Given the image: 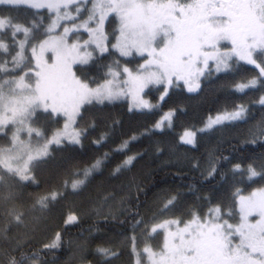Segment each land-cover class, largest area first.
Listing matches in <instances>:
<instances>
[{
	"label": "snow or ice",
	"instance_id": "snow-or-ice-1",
	"mask_svg": "<svg viewBox=\"0 0 264 264\" xmlns=\"http://www.w3.org/2000/svg\"><path fill=\"white\" fill-rule=\"evenodd\" d=\"M0 10V264H43L15 230L46 216L67 191L25 198L23 190L39 186L36 169L55 151L52 145L81 143L78 120L89 106L130 98V111L151 112L155 105L145 98L150 86H160L162 101L170 88L186 86L194 92L201 77L235 71L241 62L259 69V76L237 83L235 90L259 87L264 93V0H0ZM22 10H31L27 23L11 14ZM82 33L88 38L82 39ZM102 57L112 63L104 65L99 78L83 75L85 67L74 70L95 66ZM133 62L136 67L130 68ZM253 102L264 105V94ZM248 112L243 104L218 112L201 129L185 130L180 141L195 146L198 131L220 130L244 120ZM171 115L164 118L169 126ZM60 117L63 129L49 138L40 121L56 118L59 124ZM163 127L164 120L154 125ZM137 138L115 149L126 155L115 173L137 158L127 155ZM108 160L105 153L77 172L72 192L82 190ZM216 173L213 165L207 176ZM233 174L264 182V161L259 167L235 164ZM175 201V196L168 199L151 219L133 212L135 264H264V186L248 195L237 188L230 204L209 202L207 211L193 209L187 216H175ZM77 220L71 215L65 223ZM138 231L159 242L138 248ZM60 241L57 233L43 248L58 249ZM95 253L103 264L119 256L103 246Z\"/></svg>",
	"mask_w": 264,
	"mask_h": 264
},
{
	"label": "trees",
	"instance_id": "trees-1",
	"mask_svg": "<svg viewBox=\"0 0 264 264\" xmlns=\"http://www.w3.org/2000/svg\"><path fill=\"white\" fill-rule=\"evenodd\" d=\"M11 14L25 23L32 19L31 10ZM111 63L112 58L102 57L95 66L76 67L88 69L83 75L99 78L106 71L104 65ZM128 66L136 67L134 62ZM253 76H259V69L240 63L235 71L205 76L194 92L184 86L170 88L162 101L160 86L151 87L145 93V98L155 105L151 112L130 111L128 100L89 106L83 120H78L81 143L53 145L55 151L36 169L39 186L23 190L25 198L28 193L67 191L46 216L30 219L27 228L15 230L27 251L39 253L43 264H103V258L95 253L97 246H103L119 252L111 264H135L131 251L133 212L151 219L175 196V216H187L193 209L207 211L209 202L230 204L237 188L248 195L264 186V182H250L233 174L235 164L246 168L254 163L259 167L264 161V135H260L264 131V105L253 102L264 93L259 87L243 93L235 90L237 83ZM240 104L249 108L244 120L226 124L220 130L198 132L195 146L181 143L185 130H199L208 117ZM170 112L174 113L170 127L155 130L154 125ZM59 120V124L56 118L40 121L49 138L63 127V118ZM133 135L138 138L127 155L137 158L131 166L115 173V167L126 159L125 153L115 149ZM105 153L109 154L107 166L89 177L82 190L72 192L70 183L75 174ZM213 165L217 173L208 177ZM71 215L78 217L77 222L65 223ZM57 233L60 247L44 249L43 245ZM135 235L138 248L159 242V238L150 240L140 231Z\"/></svg>",
	"mask_w": 264,
	"mask_h": 264
},
{
	"label": "rangeland",
	"instance_id": "rangeland-1",
	"mask_svg": "<svg viewBox=\"0 0 264 264\" xmlns=\"http://www.w3.org/2000/svg\"><path fill=\"white\" fill-rule=\"evenodd\" d=\"M63 23H68V22H62V24ZM107 24V23H106ZM105 27L107 28V26L105 25ZM58 31H60V30H58ZM88 38V34L87 33H82V39H87ZM71 39V38H70ZM29 55H30V53H29ZM47 55H51L50 53H48ZM242 63V62H241ZM76 66H74V68H75ZM211 74H222V72L221 73H216L215 71H213ZM205 76H207V74L205 75ZM205 76H203V77H201L200 78V82H201V80L205 77ZM151 87H158V86H150V88ZM184 87H186V86H184ZM187 88V87H186ZM147 90L148 89H146L145 90V93L147 92ZM120 100H128L129 101V104L131 105V103H132V101H131V99L130 98H121ZM116 102V101H115ZM172 115H171V122H170V125H171V123H172V118H173V115H174V113L173 112H170ZM170 113H167L166 115H164L161 119H160V121L161 120H164V127H163V129H166V128H169L170 126H169V121H167V120H165L164 118L165 117H167ZM63 118V117H62ZM63 124H64V118H63ZM204 126V125H203ZM63 129V127L61 128V129H59V130H62ZM155 130H157V131H160L161 129H156V128H154ZM162 129V130H163ZM201 129V128H200ZM199 132V131H198ZM64 143H67V141H64ZM64 143H62V144H64ZM61 144V145H62ZM192 146V145H191ZM53 147V145L51 146V148ZM253 219H255V218H253ZM145 264H146V262H145Z\"/></svg>",
	"mask_w": 264,
	"mask_h": 264
},
{
	"label": "bare ground",
	"instance_id": "bare-ground-1",
	"mask_svg": "<svg viewBox=\"0 0 264 264\" xmlns=\"http://www.w3.org/2000/svg\"><path fill=\"white\" fill-rule=\"evenodd\" d=\"M139 236V235H138ZM146 236V235H145ZM155 239V238H154ZM137 240H139V239H137ZM141 240V239H140ZM148 240V239H147Z\"/></svg>",
	"mask_w": 264,
	"mask_h": 264
}]
</instances>
